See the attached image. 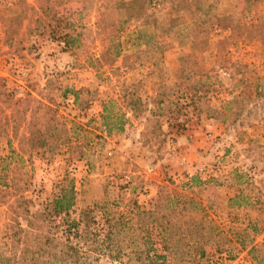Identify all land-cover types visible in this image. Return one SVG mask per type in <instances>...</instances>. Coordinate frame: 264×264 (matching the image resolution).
<instances>
[{"label": "rangeland", "instance_id": "1", "mask_svg": "<svg viewBox=\"0 0 264 264\" xmlns=\"http://www.w3.org/2000/svg\"><path fill=\"white\" fill-rule=\"evenodd\" d=\"M17 1L0 0V15L17 13ZM95 7L74 15L82 45L69 51L47 37L27 49L32 42L24 23L16 52L4 44L0 22V78L9 90L51 102L68 128L79 123L70 142L50 157L30 150L26 121L17 133L23 140L10 132L0 139V264H72L64 246L79 252V264H148L145 250L163 252L156 197L147 198L149 166H158L160 188L185 196V210L173 219L226 231L232 242L224 247L232 255L264 264V0L195 3L196 19L180 12L178 37L164 36L160 49L99 69L87 61L102 50ZM104 20L112 24L117 15L106 13ZM66 88L79 93L77 102L71 93L63 96ZM131 96L146 104L144 112L134 116L125 107ZM108 99L126 113L121 133L107 134L102 126L101 103ZM186 163L192 172L175 177ZM193 176L207 184H190ZM69 181L75 188L69 213L49 222L38 218ZM230 188L246 199L243 210L227 202ZM134 204L146 211L143 217ZM72 221L75 228L67 229ZM239 238L247 243L240 252ZM215 250L207 246L204 255L213 257ZM175 256V264H206L204 257Z\"/></svg>", "mask_w": 264, "mask_h": 264}, {"label": "trees", "instance_id": "2", "mask_svg": "<svg viewBox=\"0 0 264 264\" xmlns=\"http://www.w3.org/2000/svg\"><path fill=\"white\" fill-rule=\"evenodd\" d=\"M214 1L216 0H35L34 4H29L19 0L16 3L19 11L11 16L0 15V22L4 27V44L9 48L14 47L16 52H19V49L15 46L23 41V37L19 39V33L24 23V29L26 28V33L32 42L27 49L34 47L36 39L47 37V40L51 42L61 43L63 51H69L79 49L82 45V26L79 19L74 21V15L96 6L99 15L95 25L97 34L103 37L102 50L98 57L91 55L87 61L90 66L99 69L118 59H123L126 64L131 56L138 57L140 53L160 49L164 44L162 41L164 36L176 38L180 35L181 11H185L190 18H195L197 17L195 3H214ZM70 4H78L80 8L70 10L68 7ZM110 12H115L117 15V20L112 24L104 20V15ZM262 42L264 46V40ZM155 60L153 58L151 61L152 65ZM68 93L73 94L74 101L77 102L79 93L66 88L63 96H67ZM124 102L125 107L134 116L146 110V104H142L138 97H128ZM154 103L160 106L162 100L154 101ZM115 107L117 108L115 99H108L101 103L100 118L107 134L123 132L128 120L126 113L120 108H117L118 112H116ZM23 121L27 123L28 138L26 140L30 150L41 151L43 156L48 157L68 144L71 136L75 135L76 129L79 128L77 122H71V128H68L51 102L43 103L41 99L32 97L30 93L24 94V97H17V93L10 91L7 87L6 79L0 78V139L9 136V132L12 138L17 139V133ZM23 139L24 137H19L17 140L20 142ZM8 140L9 145L11 142L10 139ZM4 163V159L0 158V172L3 170ZM188 181L195 185L204 183L197 176L190 177ZM74 195V184L69 181L59 189L58 195L37 217L49 222L52 218L67 215L74 206ZM185 201V196L181 192L168 193L160 188L153 205L156 214L155 223L160 234L168 236H161L163 252H158L153 246L145 250L148 264H175L177 254L183 259L187 258L188 261L194 262L196 258L205 256L207 246L216 247L218 253L233 260L236 255H232L224 247L225 242H232L226 231L206 225L202 221L181 222L172 218L179 210L181 212L185 210ZM230 202L232 206L244 207L247 201L241 192H238V195ZM134 209L138 217L145 215L146 211L135 204ZM71 224L67 226V229H70V226L75 228V222L72 221ZM29 225L31 224L27 223L26 226ZM250 228L255 230L252 225ZM243 233L247 235L246 230ZM35 238L39 241L43 239L41 235H36ZM183 240L188 243L179 245V242ZM169 241L178 244L177 246L167 245ZM244 241L245 238L237 239L235 248H239L238 252L247 249V243ZM63 248L68 253V258L73 260L72 264H79V252L69 246Z\"/></svg>", "mask_w": 264, "mask_h": 264}, {"label": "crops", "instance_id": "3", "mask_svg": "<svg viewBox=\"0 0 264 264\" xmlns=\"http://www.w3.org/2000/svg\"><path fill=\"white\" fill-rule=\"evenodd\" d=\"M186 166L185 167H183V165H180V166H178L177 168H178V170H179V172H177V171H174L172 174L175 176V177H178V176H180V171L182 172V171H184L185 169H187L188 171H190V172H192L191 170H193V169H191L192 168V165H188V163H186L185 164ZM158 166H156V167H154V166H149L148 167V170H150V174H149V179H150V181L151 180H153L154 182H148V184H146L147 185V187L150 189V191H149V193H148V196H147V198H154V197H156V195L158 194V189L160 188V186L159 185H162V181H161V179H159V178H157L158 177V173H156V168H157ZM161 170H164L162 167H161ZM188 180V179H187ZM203 180V179H202ZM203 184H207L206 183V181H204V183ZM230 191H231V193H229L228 194V197H227V202L228 201H230V200H232V199H234L237 195H238V191H236L235 192V189H233V188H230ZM243 206H241V207H237V208H235L236 210H243ZM230 210H233V209H230ZM170 242H167V245H170L169 244ZM161 247H162V245H161ZM209 249V248H208ZM210 249H212V248H210ZM216 251V250H215ZM215 251H214V253H215ZM206 252V251H205ZM169 253H171V252H169ZM206 256V255H205ZM205 256H204V258H205ZM145 258V257H144ZM140 260V259H139ZM138 260V261H139ZM137 261V260H136ZM135 261V262H136ZM141 261V260H140ZM140 263V262H139Z\"/></svg>", "mask_w": 264, "mask_h": 264}, {"label": "built area", "instance_id": "4", "mask_svg": "<svg viewBox=\"0 0 264 264\" xmlns=\"http://www.w3.org/2000/svg\"><path fill=\"white\" fill-rule=\"evenodd\" d=\"M206 264H254L252 260L246 257L245 253L237 255L233 260L226 258L224 254L215 251L214 256H205Z\"/></svg>", "mask_w": 264, "mask_h": 264}]
</instances>
